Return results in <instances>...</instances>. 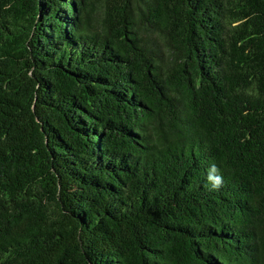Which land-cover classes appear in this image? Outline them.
I'll use <instances>...</instances> for the list:
<instances>
[{"label":"trees","instance_id":"16d2710c","mask_svg":"<svg viewBox=\"0 0 264 264\" xmlns=\"http://www.w3.org/2000/svg\"><path fill=\"white\" fill-rule=\"evenodd\" d=\"M0 264H264V0H0Z\"/></svg>","mask_w":264,"mask_h":264},{"label":"clouds","instance_id":"9594fccd","mask_svg":"<svg viewBox=\"0 0 264 264\" xmlns=\"http://www.w3.org/2000/svg\"><path fill=\"white\" fill-rule=\"evenodd\" d=\"M204 181L209 190L219 191L224 187L223 175L216 164L209 165L204 176Z\"/></svg>","mask_w":264,"mask_h":264},{"label":"rangeland","instance_id":"374dc122","mask_svg":"<svg viewBox=\"0 0 264 264\" xmlns=\"http://www.w3.org/2000/svg\"><path fill=\"white\" fill-rule=\"evenodd\" d=\"M162 51H163V55H164V59L168 57V52L166 51V49L162 46Z\"/></svg>","mask_w":264,"mask_h":264}]
</instances>
